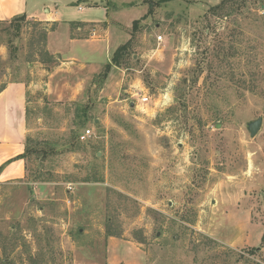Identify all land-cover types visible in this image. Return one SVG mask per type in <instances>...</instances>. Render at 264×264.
Segmentation results:
<instances>
[{
	"label": "rangeland",
	"instance_id": "rangeland-1",
	"mask_svg": "<svg viewBox=\"0 0 264 264\" xmlns=\"http://www.w3.org/2000/svg\"><path fill=\"white\" fill-rule=\"evenodd\" d=\"M136 1L152 13L108 72L120 45L104 40L97 72L53 74L54 25L0 21V90L31 85L26 176L0 183V264H264V0L229 16L211 11L220 0ZM27 2L72 19L114 3ZM222 206L245 211L244 244L211 234Z\"/></svg>",
	"mask_w": 264,
	"mask_h": 264
},
{
	"label": "crops",
	"instance_id": "crops-1",
	"mask_svg": "<svg viewBox=\"0 0 264 264\" xmlns=\"http://www.w3.org/2000/svg\"><path fill=\"white\" fill-rule=\"evenodd\" d=\"M77 1V3L88 2V0ZM113 1L112 6L104 5L102 2L98 4L103 10L104 17L101 18L93 17L92 12H88L92 7L88 6V10V7L84 8L78 4L80 10H87L86 18L72 19L66 16V11L60 5H55L54 8L44 7L40 11L36 6L29 8L27 0H0V21L25 14L29 18L53 24L54 28L49 30L47 35L48 52L58 60V67L53 74L60 68L69 70L77 65L87 68L92 73L97 72L107 60L104 56V40L109 41V51L114 47L113 45L119 46L127 42V29L132 21L139 20L147 13V5L142 1ZM136 8L141 11L128 18L121 15L124 10ZM55 84L56 80L48 85L51 87ZM30 86L27 80L20 78L8 81L0 90V183L22 180L26 176V158L21 155L25 153V139L28 135ZM78 87L80 89V85ZM222 207L224 212L219 213L221 209L217 211L214 220L215 222L223 220V225H218L215 229L217 233H213L211 228V234L232 246L244 244L249 237L247 231L250 225L245 221L243 224L238 221L246 216L245 211L240 209L235 212L233 209L227 212L226 207Z\"/></svg>",
	"mask_w": 264,
	"mask_h": 264
},
{
	"label": "trees",
	"instance_id": "trees-1",
	"mask_svg": "<svg viewBox=\"0 0 264 264\" xmlns=\"http://www.w3.org/2000/svg\"><path fill=\"white\" fill-rule=\"evenodd\" d=\"M160 1L165 2V1H169V0H160ZM247 3H248V0H220V2L218 4L212 5L211 11L213 12V14H220L222 16H229L233 13L241 11L245 6H247ZM150 13H152L151 7L149 8L148 12L141 19L147 17ZM18 17L25 18L26 15L22 14V15H19ZM138 22H139V20L133 21L134 30L138 26ZM129 45H130V41H127L126 43L120 45L117 48V50L115 51L111 61L106 64L107 72L111 69V67L113 65L118 66L121 64V57L123 56V54L128 52ZM21 157H25V153L22 154ZM108 236H115V234L114 233H108ZM262 239L264 240V232L262 235ZM254 249H257V248H254ZM29 264H33V263H29Z\"/></svg>",
	"mask_w": 264,
	"mask_h": 264
},
{
	"label": "water",
	"instance_id": "water-1",
	"mask_svg": "<svg viewBox=\"0 0 264 264\" xmlns=\"http://www.w3.org/2000/svg\"><path fill=\"white\" fill-rule=\"evenodd\" d=\"M262 123H263V117L261 116L247 122L246 127L251 137H254L258 133V131L262 126Z\"/></svg>",
	"mask_w": 264,
	"mask_h": 264
},
{
	"label": "built area",
	"instance_id": "built-area-1",
	"mask_svg": "<svg viewBox=\"0 0 264 264\" xmlns=\"http://www.w3.org/2000/svg\"><path fill=\"white\" fill-rule=\"evenodd\" d=\"M159 38H161V36H159ZM141 100L143 102H147L148 101V96H143L141 98ZM90 134H91V129L89 128H86L82 131V133L80 134V139L81 140H87L89 137H90Z\"/></svg>",
	"mask_w": 264,
	"mask_h": 264
}]
</instances>
